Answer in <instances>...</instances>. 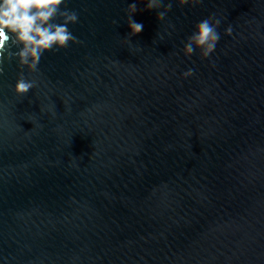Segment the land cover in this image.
<instances>
[{
  "label": "water",
  "instance_id": "water-1",
  "mask_svg": "<svg viewBox=\"0 0 264 264\" xmlns=\"http://www.w3.org/2000/svg\"><path fill=\"white\" fill-rule=\"evenodd\" d=\"M194 2L65 0L82 43L25 96L5 54L0 264H264V0ZM209 16L215 50L185 56Z\"/></svg>",
  "mask_w": 264,
  "mask_h": 264
},
{
  "label": "clouds",
  "instance_id": "clouds-1",
  "mask_svg": "<svg viewBox=\"0 0 264 264\" xmlns=\"http://www.w3.org/2000/svg\"><path fill=\"white\" fill-rule=\"evenodd\" d=\"M162 2L163 0H147L146 9L157 10L161 8ZM176 2L180 6L189 4V0ZM199 2L200 0H195L193 4ZM64 4L65 0H0V74L4 71L5 54L9 61L17 59L21 69L14 85V93L17 96H25L37 87V81L27 79L23 69L26 68L29 73L36 72L46 51L67 48L70 43H82L68 28L69 24L78 22V13L67 8L62 9ZM171 7L172 4L168 3L164 11L157 12V19L164 20ZM126 11L131 37L139 34L143 30V25L133 20V14L137 12L135 2L131 3ZM57 18L62 19V23H57ZM220 23L221 21L214 16L197 23L184 44L182 49L184 55L190 57L196 50H200L201 59L209 57L220 39L217 31ZM225 34H232L231 26L225 29ZM13 47L18 50L11 51ZM193 74L194 71L188 69L183 76L189 77Z\"/></svg>",
  "mask_w": 264,
  "mask_h": 264
}]
</instances>
